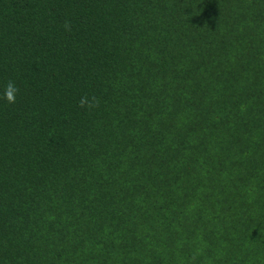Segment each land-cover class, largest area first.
<instances>
[{
  "label": "trees",
  "instance_id": "16d2710c",
  "mask_svg": "<svg viewBox=\"0 0 264 264\" xmlns=\"http://www.w3.org/2000/svg\"><path fill=\"white\" fill-rule=\"evenodd\" d=\"M0 264H264V0H0Z\"/></svg>",
  "mask_w": 264,
  "mask_h": 264
},
{
  "label": "clouds",
  "instance_id": "9594fccd",
  "mask_svg": "<svg viewBox=\"0 0 264 264\" xmlns=\"http://www.w3.org/2000/svg\"><path fill=\"white\" fill-rule=\"evenodd\" d=\"M64 27L70 31L71 30L70 22H65ZM18 93H19V88L16 86V84L12 81H9L4 89L3 99H5L9 104H15ZM98 105H99V100L95 96L92 97L84 96L81 97L79 101V106L81 108L92 109Z\"/></svg>",
  "mask_w": 264,
  "mask_h": 264
}]
</instances>
